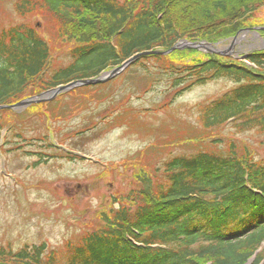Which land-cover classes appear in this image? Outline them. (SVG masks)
<instances>
[{
  "label": "trees",
  "instance_id": "obj_1",
  "mask_svg": "<svg viewBox=\"0 0 264 264\" xmlns=\"http://www.w3.org/2000/svg\"><path fill=\"white\" fill-rule=\"evenodd\" d=\"M260 1L237 0L230 7L227 0H15L19 17L48 9L60 34L78 43L67 65L52 68L50 49L35 27L0 29V106L97 78L136 55L169 51L182 41L217 44L244 27L241 21L264 5ZM186 53L200 55H169ZM167 56L142 55L130 66L148 70L152 62L176 90L173 99L210 81L230 82L220 97L196 107L201 130L230 125L264 133V51L247 55L253 68L210 54L181 65ZM4 112L12 113L1 110L0 118ZM154 172L163 180L141 178L130 193L133 210L119 206L104 216L109 227L67 242L63 262L40 244L0 247V264H264V160L207 150L173 156Z\"/></svg>",
  "mask_w": 264,
  "mask_h": 264
},
{
  "label": "rangeland",
  "instance_id": "obj_2",
  "mask_svg": "<svg viewBox=\"0 0 264 264\" xmlns=\"http://www.w3.org/2000/svg\"><path fill=\"white\" fill-rule=\"evenodd\" d=\"M236 1L227 0L230 7H236ZM14 2L0 0V29L28 23L46 41L52 68L67 65L76 39L60 34L48 9L22 19ZM241 24L244 27L215 50L225 51L234 42L227 51L234 60L264 51V5ZM186 50L200 55L166 58L181 65L208 54L203 49L177 51ZM152 64L146 63L148 70L128 66L102 87L75 86L56 95L47 91L36 98L37 105L2 114L0 247L18 250L44 244L63 262L67 242L75 244L85 233L109 227L104 216L119 206L133 210L137 204L130 202V193L143 177L162 181L163 175L154 170L165 160L207 150L264 160V133L240 132L230 125L203 131L197 123L196 107L220 97L233 86L230 82L210 81L173 99L176 90ZM32 109L37 112H26Z\"/></svg>",
  "mask_w": 264,
  "mask_h": 264
},
{
  "label": "water",
  "instance_id": "obj_3",
  "mask_svg": "<svg viewBox=\"0 0 264 264\" xmlns=\"http://www.w3.org/2000/svg\"><path fill=\"white\" fill-rule=\"evenodd\" d=\"M233 45H234V42H232L230 44V46L228 48V51H231L233 49ZM207 46L208 45H205V44H202V43L196 44V43L183 42L181 44L175 45L173 48H171L167 52H158V51L144 52L142 54H139V55H136V56L130 58L129 60L124 62L120 67L115 68L110 73H108V76L105 77V78L99 77V78H96V79H88V80H82V81L74 82V83L68 84L66 86L58 87V88H56L54 90H51L49 93H52L53 95H56V94H58V93H60V92H62L64 90H66L67 88L72 87V86H76V85L90 86V85L103 84V83L107 82L108 80L112 79L113 77H115L120 71L125 69L129 64L134 62L139 56H142V55H157V54L166 55V54H168V53H170V52H172L174 50L189 49V48H194V49L204 48V49H207L206 50L207 52H209L211 54H217V55H220V56H223V55L226 54L225 52H219L217 50L208 49ZM47 93L48 92H46L45 94H47ZM32 102H33V100L30 99V100L22 101L20 103L12 105V106H0V110H3V109L13 110V109H16V108H19V107H23V106L29 105Z\"/></svg>",
  "mask_w": 264,
  "mask_h": 264
}]
</instances>
